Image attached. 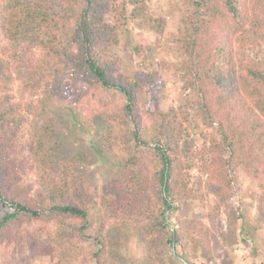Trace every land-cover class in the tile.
<instances>
[{
  "label": "trees",
  "instance_id": "trees-1",
  "mask_svg": "<svg viewBox=\"0 0 264 264\" xmlns=\"http://www.w3.org/2000/svg\"><path fill=\"white\" fill-rule=\"evenodd\" d=\"M183 1L182 27L170 44L157 43L173 58L158 67L146 59L130 78L116 51L126 29L137 21L167 37L149 0H0V264H24L46 244L67 261L115 264L110 234L135 222L153 264H194L198 252L211 264L210 233L189 217L213 194L227 221L222 245H238L240 169L259 185L264 225V57L245 35L264 43V0ZM163 71L177 90L167 110L153 98ZM60 98L105 122L117 172L102 193L60 156L52 112ZM96 210L103 224L90 236Z\"/></svg>",
  "mask_w": 264,
  "mask_h": 264
},
{
  "label": "rangeland",
  "instance_id": "rangeland-1",
  "mask_svg": "<svg viewBox=\"0 0 264 264\" xmlns=\"http://www.w3.org/2000/svg\"><path fill=\"white\" fill-rule=\"evenodd\" d=\"M149 5L155 13V16L166 18V38L161 34H155L146 31L144 25L139 22L131 24L122 34L121 43L116 48L118 54L123 58L124 73L130 78L143 68L144 60L150 59L158 67L161 61H170L173 57L167 52H160L157 43L164 45L170 44L171 38L177 34L182 27V17L185 7L183 0H149ZM247 39L251 41L252 53L259 57H264V43L254 35L252 30L246 34ZM152 47L142 56L134 52V46ZM150 61H146L149 63ZM162 80L165 87L158 90L153 98L160 102V106L167 110L176 104V87L173 85V78L169 72H162ZM52 112L59 123L58 140L60 156L66 160H71L80 164L82 171L98 185L99 192H103V187L115 177L117 172L114 162L107 156L105 134V122L100 119L92 120L87 111L81 110L68 103L63 98L57 99L52 107ZM201 139L197 138V144L200 146ZM117 165V164H115ZM197 176L206 180V177L196 173ZM236 200L243 206L244 231L242 232V241L229 249L222 245L223 235L227 230V221L224 213L217 211L218 199L211 193L204 192L203 197L196 201L189 218L197 217L207 227L210 233L209 248L213 251L211 264H264V225L258 221L257 200L260 196V188L256 181L252 180L247 173L240 169L236 172ZM223 211V210H222ZM98 210L92 212L93 222L91 223L90 236L101 229L103 221ZM171 220L178 222L182 215L177 212L171 214ZM138 222L124 227L123 231L117 236L110 234L112 251L108 252L110 262L115 264H153L149 258V245L147 241L139 235ZM46 244L43 248H35L24 258V264H78L70 260L62 259L58 254L49 248ZM86 247L89 250L96 248L93 242H89ZM190 250V249H189ZM193 253L192 249L189 254ZM227 252V253H225ZM164 254V253H163ZM197 254V253H196ZM165 255V254H164ZM163 256V255H161ZM194 264H201V254L198 252L196 259L192 258ZM66 263H64V262ZM198 262V263H196ZM173 264H182V261H175ZM193 264V263H191Z\"/></svg>",
  "mask_w": 264,
  "mask_h": 264
}]
</instances>
